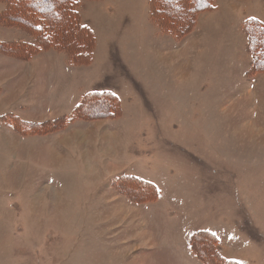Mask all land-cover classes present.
<instances>
[{
  "label": "rangeland",
  "instance_id": "374dc122",
  "mask_svg": "<svg viewBox=\"0 0 264 264\" xmlns=\"http://www.w3.org/2000/svg\"><path fill=\"white\" fill-rule=\"evenodd\" d=\"M75 1L89 59L0 52V264H211L207 245L264 264V70L246 28L264 0H212L175 33L150 0ZM23 38L0 21V42ZM102 90L114 115L82 117ZM201 230L217 240L195 254Z\"/></svg>",
  "mask_w": 264,
  "mask_h": 264
},
{
  "label": "trees",
  "instance_id": "16d2710c",
  "mask_svg": "<svg viewBox=\"0 0 264 264\" xmlns=\"http://www.w3.org/2000/svg\"><path fill=\"white\" fill-rule=\"evenodd\" d=\"M149 4L151 14L159 16L155 17L156 21L159 24L165 23L164 27L174 33L181 32L185 27L191 26L197 12L210 9L213 6L212 0H172L170 3L168 0H150ZM76 8L75 0H4L1 23L14 25L27 32L31 35L32 40L0 42V52L25 60L39 51L54 48L68 52L75 60L84 58V56L89 59L91 56L89 46L93 43L94 35L89 27L78 21ZM246 28L248 30V48L253 49V51L249 49L254 57L253 68L264 70V26L258 20L251 18L246 21ZM115 105H119L117 97L109 91L102 90L82 97L77 107H80V110L84 109L85 113L89 115L81 114L82 117L91 118L92 113L100 117L113 116L114 111L111 109L115 108ZM12 120L20 123L18 129L22 133L30 132L44 124V122L24 121L13 116L12 119L10 118L13 128L15 127ZM124 181L127 183V188L136 184L142 188V192H146L147 186H152L146 181L138 180V182L132 177H126L123 179V183ZM151 190L155 196L157 191ZM215 239L216 237L210 232L197 231L191 236V248L196 254V245L201 240L205 242L207 240L212 244ZM202 251L205 253L203 256L211 264H214L213 261L218 257L221 264H234L232 263L234 261L221 258L218 252L209 245Z\"/></svg>",
  "mask_w": 264,
  "mask_h": 264
},
{
  "label": "crops",
  "instance_id": "0c3cea01",
  "mask_svg": "<svg viewBox=\"0 0 264 264\" xmlns=\"http://www.w3.org/2000/svg\"><path fill=\"white\" fill-rule=\"evenodd\" d=\"M21 41H30L29 39H25V38H23V39H20ZM19 41V40H18ZM33 58V57H32ZM27 120V119H26ZM29 120V119H28ZM29 121H32V120H29Z\"/></svg>",
  "mask_w": 264,
  "mask_h": 264
}]
</instances>
